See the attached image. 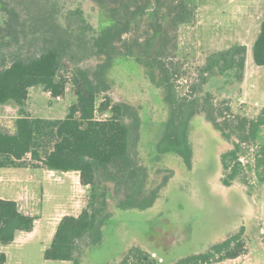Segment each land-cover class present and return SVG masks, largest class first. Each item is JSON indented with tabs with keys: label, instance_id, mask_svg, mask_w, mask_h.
<instances>
[{
	"label": "trees",
	"instance_id": "trees-1",
	"mask_svg": "<svg viewBox=\"0 0 264 264\" xmlns=\"http://www.w3.org/2000/svg\"><path fill=\"white\" fill-rule=\"evenodd\" d=\"M87 1L100 10L97 27L87 21L80 6L70 8V0H13V3L1 0L0 7L15 23L23 20L19 13L29 14V33L36 38L27 55L12 54L10 60L0 59V107L12 103L20 109L15 118L0 117V167L31 166L80 173L81 185L89 189L87 205L80 215L61 219L52 244L45 251V259L72 264H110L90 258L94 247L104 241L103 229L114 216L108 211V200H117V210L127 211L137 209V205L151 206L155 194L147 188L146 171L133 157L130 106L114 102L110 96L100 102L101 96L110 90L107 71L119 57L134 58L146 68L147 76L164 91L165 101L172 110L164 142L182 148L197 106L185 98L181 101L176 98V72L171 59L177 49V32L181 26L196 21L197 6L196 0ZM142 25L146 29L138 35ZM246 56L247 48L242 45L209 53L201 84L218 76L226 84L228 79L233 80L229 83H236L242 90ZM253 56L256 65L264 67V21L253 46ZM69 59L94 60L96 65L92 71L77 67L73 79H69L63 74ZM71 81L77 102L64 119L33 118L27 112L31 88H42L55 98L63 97ZM212 102L213 97L209 96L200 105L202 112L224 139L238 140L232 151L235 158L242 144L252 142L260 148L256 168L264 184V109L257 119L250 120L226 114L229 108L218 110ZM96 111L108 113L109 117L99 121ZM259 140L262 144H258ZM29 155L31 160L27 162ZM120 192L124 193L122 198ZM35 222V217L21 212L17 202L0 199L1 245L13 244L18 233H31ZM242 234L205 254L191 255L175 264H213L235 259L246 253ZM159 259L131 246L111 264H158ZM7 260L6 254L0 253V264H6Z\"/></svg>",
	"mask_w": 264,
	"mask_h": 264
},
{
	"label": "rangeland",
	"instance_id": "rangeland-1",
	"mask_svg": "<svg viewBox=\"0 0 264 264\" xmlns=\"http://www.w3.org/2000/svg\"><path fill=\"white\" fill-rule=\"evenodd\" d=\"M6 1L13 3V0ZM195 3L199 19L179 28L177 49L171 59L176 72V98L178 101L185 98L197 106L194 109L197 114L188 123L187 140L182 148L164 142L172 110L165 101L164 91L147 76L146 68L134 58L119 57L107 71L110 90L101 96L100 102L110 96L114 102L130 106L133 157L146 171L147 188L152 189L155 201L149 207L137 205V209L121 211L117 210V200L110 198L107 207L114 216L103 229L104 241L91 253L90 258L95 261L101 259L111 264L125 249L137 246L150 253L153 259L160 258L158 264H175L185 257L205 254L241 232L246 251L249 244L256 256H264V236L260 235V230L264 229V184L256 168L260 148L252 142L242 144L235 158L232 151L238 140L224 139L200 106L211 96L216 109L229 108L226 114L257 119L264 105V81L259 85L261 94L249 98L253 106L242 102L244 88L241 90L236 83H229L233 82L231 79L226 84L215 76L207 84H201L207 55L239 44L230 40L228 28L234 19L233 10L239 15L237 3L232 4L230 0H196ZM69 4L73 9L80 6L87 21L97 27L101 18L97 7L87 0H70ZM239 8L245 11L243 5ZM23 12L19 13L23 19L19 24L0 7V59L10 60L12 54L27 55L28 47L34 43L36 37L33 38L28 29L29 14ZM142 26L138 35L146 29V25ZM227 41L232 42L227 44ZM95 65L94 60L69 59L63 74L73 79L77 67L92 71ZM255 73H263L264 78V67L256 65L250 48L248 74L256 79ZM252 84L249 77L246 88L251 89ZM27 102L37 117L65 118L77 102L76 89L72 81L69 82L65 95L58 100L38 87L31 88ZM78 190L80 198L83 194L80 191L84 189L78 185ZM85 190L87 201L89 189ZM120 190L125 191L124 188ZM120 193L122 198L124 193ZM28 249L33 251L27 255L29 257L26 256ZM10 264L64 263L47 261L45 252L37 245H28L24 249L11 248Z\"/></svg>",
	"mask_w": 264,
	"mask_h": 264
},
{
	"label": "crops",
	"instance_id": "crops-1",
	"mask_svg": "<svg viewBox=\"0 0 264 264\" xmlns=\"http://www.w3.org/2000/svg\"><path fill=\"white\" fill-rule=\"evenodd\" d=\"M230 2L232 4L237 3V15H239L236 16L235 10H233L232 15L234 19L228 25L230 32L229 37H231L230 40L237 41L239 43L238 45L247 48L242 102L247 103V105H252L249 102V98L251 95L258 96L261 94V87L259 85L264 81V78H262L263 73H255L254 75H258L256 79L252 78L251 75L249 76V50L252 48L253 51L254 43L260 34L261 25L264 21V0H230ZM240 5L245 7V11L242 9L240 10ZM199 16L200 14L197 15V20ZM236 36H240V39ZM228 42L229 44L231 43L230 41L226 43L228 44ZM233 46H227L221 50ZM249 77L250 81L253 83L251 89L246 88ZM40 89L43 90L42 88ZM48 95L51 94L48 93ZM28 104L27 102V112L33 118H42L34 115L32 108ZM255 107H258V103L255 104ZM262 108L264 109V105ZM19 110L20 109L12 103L2 106L0 107V117L15 118L19 114ZM45 119L57 118L47 117ZM30 160L31 156L29 155L25 161L29 162ZM78 185H81L80 173L78 172L62 173L50 171L43 167L34 168L31 166L0 167V199L17 202L21 212L36 218L35 227L31 233H18L13 244L8 246L0 245V253L6 254L8 259L6 264H10L11 248L14 246L18 249H24L28 247V245H37L40 251L45 252L52 244L61 219L67 215L78 216L81 214L87 205L84 196L86 190L85 187L81 185L84 190L80 191V193L83 194H81L82 196L79 198V196H77L79 193ZM245 224L246 223H244V225ZM260 235L264 236V229L260 230ZM247 249L246 253L235 259H227L214 264H264V256H256L257 254L254 253L255 250L250 249L249 244ZM32 253L33 251L28 249L26 256ZM63 263L69 264V262Z\"/></svg>",
	"mask_w": 264,
	"mask_h": 264
},
{
	"label": "built area",
	"instance_id": "built-area-1",
	"mask_svg": "<svg viewBox=\"0 0 264 264\" xmlns=\"http://www.w3.org/2000/svg\"><path fill=\"white\" fill-rule=\"evenodd\" d=\"M62 97H57L58 100H61ZM96 119L99 121L102 120H106L109 117L108 113H100L99 111H96V115H95ZM263 245H264V241H263Z\"/></svg>",
	"mask_w": 264,
	"mask_h": 264
}]
</instances>
